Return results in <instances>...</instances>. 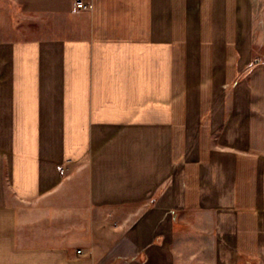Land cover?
<instances>
[{
  "label": "crops",
  "instance_id": "0c3cea01",
  "mask_svg": "<svg viewBox=\"0 0 264 264\" xmlns=\"http://www.w3.org/2000/svg\"><path fill=\"white\" fill-rule=\"evenodd\" d=\"M87 1L0 0V264H264L250 0Z\"/></svg>",
  "mask_w": 264,
  "mask_h": 264
},
{
  "label": "rangeland",
  "instance_id": "374dc122",
  "mask_svg": "<svg viewBox=\"0 0 264 264\" xmlns=\"http://www.w3.org/2000/svg\"><path fill=\"white\" fill-rule=\"evenodd\" d=\"M252 3V25L251 30V43L250 50L253 53V57L247 65L248 68L264 67V0H250ZM249 4V2H248ZM263 66V67H262ZM261 71V70H259ZM249 70H245L242 76H249Z\"/></svg>",
  "mask_w": 264,
  "mask_h": 264
},
{
  "label": "built area",
  "instance_id": "2783aa9c",
  "mask_svg": "<svg viewBox=\"0 0 264 264\" xmlns=\"http://www.w3.org/2000/svg\"><path fill=\"white\" fill-rule=\"evenodd\" d=\"M75 3L80 9H89L91 7V2L87 0H75ZM78 253H82V249H79Z\"/></svg>",
  "mask_w": 264,
  "mask_h": 264
}]
</instances>
